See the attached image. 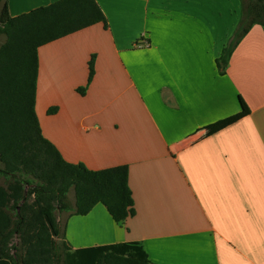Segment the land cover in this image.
Segmentation results:
<instances>
[{"label":"crops","instance_id":"obj_1","mask_svg":"<svg viewBox=\"0 0 264 264\" xmlns=\"http://www.w3.org/2000/svg\"><path fill=\"white\" fill-rule=\"evenodd\" d=\"M57 1L8 8L17 17ZM96 1L108 29L39 49L36 112L68 162L129 167L136 213L123 225L102 204L62 213L64 240L73 251L140 243L155 264H264V29L220 68L241 0Z\"/></svg>","mask_w":264,"mask_h":264},{"label":"trees","instance_id":"obj_2","mask_svg":"<svg viewBox=\"0 0 264 264\" xmlns=\"http://www.w3.org/2000/svg\"><path fill=\"white\" fill-rule=\"evenodd\" d=\"M241 4L220 68L253 26L264 29V0ZM99 23L108 29L96 0H59L17 17L10 15L8 0H0V35H6L0 47V177L7 181L0 184V264H155L136 242L73 251L55 215L60 210L85 216L102 204L123 225L136 213L129 167L93 171L68 162L43 135L36 112L39 49ZM95 62L93 55L88 84L77 90L82 96L95 77ZM72 189L75 208L67 201Z\"/></svg>","mask_w":264,"mask_h":264},{"label":"rangeland","instance_id":"obj_3","mask_svg":"<svg viewBox=\"0 0 264 264\" xmlns=\"http://www.w3.org/2000/svg\"><path fill=\"white\" fill-rule=\"evenodd\" d=\"M6 42V35L4 34H1L0 35V47ZM0 184L3 185V186H6L7 185V181H6V178H2L0 177ZM67 201H68V205L71 207V208H75V193H74V190L72 189L69 193H68V198H67ZM71 212V211H70ZM62 221H64V216L66 215V213H69V211H60V210H55V215L56 217L58 218V216L60 214H62ZM62 223H60V226H61ZM17 242V240H14V243ZM63 242V240H58V243L61 244Z\"/></svg>","mask_w":264,"mask_h":264}]
</instances>
